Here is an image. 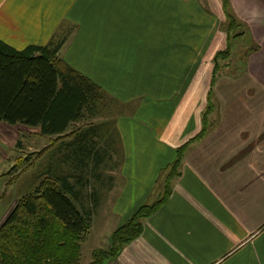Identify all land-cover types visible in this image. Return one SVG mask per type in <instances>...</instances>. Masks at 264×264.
<instances>
[{
    "label": "crops",
    "instance_id": "crops-1",
    "mask_svg": "<svg viewBox=\"0 0 264 264\" xmlns=\"http://www.w3.org/2000/svg\"><path fill=\"white\" fill-rule=\"evenodd\" d=\"M0 40L63 41L60 57L122 107L116 229L165 200L105 264H264V0H0ZM21 131L45 158L40 128L1 123L0 150Z\"/></svg>",
    "mask_w": 264,
    "mask_h": 264
},
{
    "label": "trees",
    "instance_id": "trees-1",
    "mask_svg": "<svg viewBox=\"0 0 264 264\" xmlns=\"http://www.w3.org/2000/svg\"><path fill=\"white\" fill-rule=\"evenodd\" d=\"M237 28V20L227 14L228 35L245 34L235 33ZM62 45L60 41L18 50L0 40V124L40 128L42 136L61 138L70 136L75 124L99 115L106 94L60 57ZM104 127L96 124L72 132L69 146L75 155L65 156V161L73 173L46 177L20 199L0 228V264H79L80 242L90 229L91 215L80 207L85 183L71 179L78 167L92 161L96 172L103 163L109 152L98 147L97 138ZM164 200L141 206L113 232L111 249L95 251L90 264L116 258L141 235V220L156 213Z\"/></svg>",
    "mask_w": 264,
    "mask_h": 264
},
{
    "label": "rangeland",
    "instance_id": "rangeland-1",
    "mask_svg": "<svg viewBox=\"0 0 264 264\" xmlns=\"http://www.w3.org/2000/svg\"><path fill=\"white\" fill-rule=\"evenodd\" d=\"M233 41L234 39H232V49L236 47L238 42ZM243 41L244 43L246 42L245 40ZM245 48H248L249 51L251 43H248ZM245 53L239 54L240 57L238 58L236 55L232 57L230 62L233 61L234 67L239 68L244 63ZM99 110L100 113L96 118L75 124L70 130V136L51 137L47 142L48 145L50 144L51 149L45 158L42 157L44 152L41 149L45 142H36L32 138L34 133L29 131H21L23 133L20 132L19 138L17 141L12 142L10 149L9 147H3L0 150V164L1 159L8 161L0 165V176H3L0 177V219H3L4 224L20 199L33 193L43 179L55 177L59 174L70 175L73 173L74 170L71 168L70 163H67L65 168L60 169L55 165L60 153L63 156L75 155L69 146L74 141V138H70L72 137V132L96 124L105 126L101 130L100 137L97 138V141H99L98 147H102L109 152L104 156L103 163L94 172V163L90 161L87 166L78 167L74 172L75 176L71 179L75 184L78 183L77 181L80 178L85 183L84 188L80 189L82 203L80 207L91 215L90 229L80 242L79 264H90L93 260V254L97 250L109 251L111 249V235L116 229L112 203L117 198L115 194L117 188L123 182V177H120L122 176L120 173L122 168H120L118 151L115 150L116 154H114L117 141L116 130H114L115 132L113 131L114 125H112L114 124L112 122L116 120L123 110L121 106L112 105L111 100L107 96L103 100V105L99 106ZM106 120L110 121V123L108 124ZM108 134H110L109 139H107ZM30 143L35 144L37 151L34 152L28 149ZM98 175H100L99 180L97 179ZM77 188L79 189L80 187ZM71 198L75 201L73 197Z\"/></svg>",
    "mask_w": 264,
    "mask_h": 264
}]
</instances>
